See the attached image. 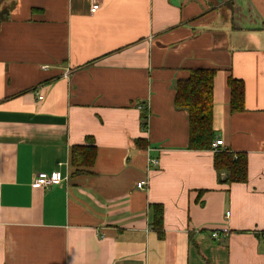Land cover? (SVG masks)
<instances>
[{"label": "crops", "instance_id": "1", "mask_svg": "<svg viewBox=\"0 0 264 264\" xmlns=\"http://www.w3.org/2000/svg\"><path fill=\"white\" fill-rule=\"evenodd\" d=\"M1 9L0 264H264V0ZM210 69L216 138L247 155L246 184L218 183L215 152L190 150L189 114L175 108L177 81ZM230 79L245 85L241 113ZM90 138L95 164L76 173L72 149ZM54 173L68 181L36 185Z\"/></svg>", "mask_w": 264, "mask_h": 264}, {"label": "trees", "instance_id": "2", "mask_svg": "<svg viewBox=\"0 0 264 264\" xmlns=\"http://www.w3.org/2000/svg\"><path fill=\"white\" fill-rule=\"evenodd\" d=\"M4 14L0 13V32L4 22ZM216 70H193L187 79L177 81L175 85V108L189 114L191 151H214V167L220 185L232 186L248 182V157L244 153H234L228 150H214L213 144L217 140L214 131V81ZM231 89V109L233 113L245 110V85L242 81L229 80ZM142 130H149V110L145 106L142 110ZM90 146H75L72 149L71 163L76 173H89L95 164L97 148L94 139H88ZM138 145L146 149V140H138ZM153 228L160 239L164 232V208L154 206Z\"/></svg>", "mask_w": 264, "mask_h": 264}, {"label": "built area", "instance_id": "3", "mask_svg": "<svg viewBox=\"0 0 264 264\" xmlns=\"http://www.w3.org/2000/svg\"><path fill=\"white\" fill-rule=\"evenodd\" d=\"M103 0H90L91 4V13L95 14L98 9L100 4L102 3ZM145 106H140L139 109L143 110ZM213 149L214 150H226L224 149V142L222 140H216L215 143L213 144ZM151 165L153 166H158L159 161L158 160H151L150 161ZM68 181V178H64L61 173H54L52 175H47V174H40L37 179H36V185L42 188H49L52 186H62ZM148 186V182L143 181L138 184V189L140 190H145ZM220 235V232H214L213 233V238H218Z\"/></svg>", "mask_w": 264, "mask_h": 264}, {"label": "rangeland", "instance_id": "4", "mask_svg": "<svg viewBox=\"0 0 264 264\" xmlns=\"http://www.w3.org/2000/svg\"><path fill=\"white\" fill-rule=\"evenodd\" d=\"M4 9H1L0 12H2Z\"/></svg>", "mask_w": 264, "mask_h": 264}]
</instances>
